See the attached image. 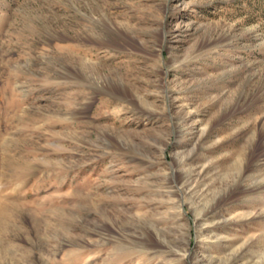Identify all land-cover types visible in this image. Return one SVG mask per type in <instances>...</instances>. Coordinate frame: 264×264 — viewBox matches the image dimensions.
<instances>
[{
  "label": "rangeland",
  "instance_id": "374dc122",
  "mask_svg": "<svg viewBox=\"0 0 264 264\" xmlns=\"http://www.w3.org/2000/svg\"><path fill=\"white\" fill-rule=\"evenodd\" d=\"M0 264H264V0H0Z\"/></svg>",
  "mask_w": 264,
  "mask_h": 264
}]
</instances>
